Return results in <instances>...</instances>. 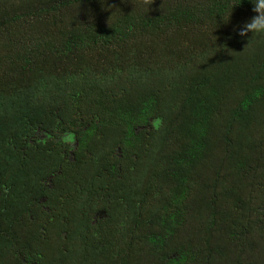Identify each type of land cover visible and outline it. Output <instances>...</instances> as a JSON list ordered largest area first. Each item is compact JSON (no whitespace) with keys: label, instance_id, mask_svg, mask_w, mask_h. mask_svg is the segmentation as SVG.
<instances>
[{"label":"trees","instance_id":"obj_1","mask_svg":"<svg viewBox=\"0 0 264 264\" xmlns=\"http://www.w3.org/2000/svg\"><path fill=\"white\" fill-rule=\"evenodd\" d=\"M254 15L0 0V264H264Z\"/></svg>","mask_w":264,"mask_h":264},{"label":"clouds","instance_id":"obj_2","mask_svg":"<svg viewBox=\"0 0 264 264\" xmlns=\"http://www.w3.org/2000/svg\"><path fill=\"white\" fill-rule=\"evenodd\" d=\"M250 2L256 15L237 29V35L241 38H247L249 33L253 34L248 45L255 37L264 36V0H250Z\"/></svg>","mask_w":264,"mask_h":264}]
</instances>
